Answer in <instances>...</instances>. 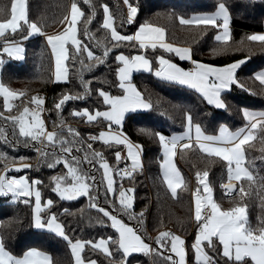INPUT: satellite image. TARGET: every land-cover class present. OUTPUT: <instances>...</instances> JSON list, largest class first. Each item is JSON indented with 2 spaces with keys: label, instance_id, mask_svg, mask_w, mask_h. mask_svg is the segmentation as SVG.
Here are the masks:
<instances>
[{
  "label": "snow or ice",
  "instance_id": "1",
  "mask_svg": "<svg viewBox=\"0 0 264 264\" xmlns=\"http://www.w3.org/2000/svg\"><path fill=\"white\" fill-rule=\"evenodd\" d=\"M84 2L89 3V0H84ZM123 4L127 6V15L126 18L121 16V23H134L139 5L130 2V0H123ZM89 6L92 11L83 21V36L88 40H95L94 35H89L88 25L95 17L96 11L95 6L91 4ZM101 6L103 8L101 28L110 33L111 39V46L105 43L107 37L105 40H96V47L103 50L102 56L97 55L88 43L78 37L77 23L81 17L85 16L78 0H72L69 14L61 20L64 28L53 35L43 32L36 22L28 18L25 0H11L10 18L0 20V38L4 41L2 52L10 58L24 59L25 49L22 44L7 39L8 34L18 35L20 40H26L33 34L45 37L55 59L54 78L57 82L68 81V68L65 61L70 58L69 46L74 50L71 59L74 62L78 59L82 66L77 70V75L83 92L74 95L62 94V97L54 105L57 117H60V110L67 101L82 100L91 93L90 81L84 79L83 71H91L95 64H104L113 49L119 48L121 45L132 48L138 46L140 50L152 49L153 52L159 48L166 53H174L180 60L191 61L193 67L186 70L170 58H165L163 54L156 55L154 63L153 59L143 52L126 55L121 51L114 56L117 67L115 68L116 83L113 86L117 89L118 94H112L103 88H96L98 96L103 98L102 104L106 106L105 110H96L93 113L88 108H83L79 111L73 110L71 113L73 116L86 117L88 123L98 120L106 122L107 130H100L98 135L89 134L87 143L81 133L72 127L66 129V136L65 129L62 127L64 124L62 119L59 125H55L54 122L53 129L49 131L40 116V113L45 110L43 108L45 99L42 96L33 95L30 98L33 108L24 106L19 115L5 116L0 112V118H3L5 122H11L13 137L16 136V129H18L19 138L15 143L8 140L4 135L3 128H0V136H3L4 142L10 146L15 147L16 144H23L24 147L33 149L38 154L41 163H46L48 169H55L62 164L66 171L50 177V181L54 185L51 191L56 193L61 201H74L81 197H87L89 208L96 209L98 213H102L103 217L107 218V221L111 222L110 227L118 233V239L112 235L107 238L101 237L95 241L70 237L57 211L53 210L54 200L49 198L42 202V192L38 187L43 183L42 180L31 179L25 175L10 176L7 174L10 170L20 172L22 169L30 168L31 165L21 163L19 166H15L14 158L8 157L2 151H0V161H4V168L3 172H0V197L10 196L13 204L18 202L20 197H24L22 203L32 206L29 226L37 230L41 236L54 234L67 242L75 264H97V259L85 260L82 257L81 254L86 245L93 250L101 251L106 257H112L115 264H124V259L131 253L162 256L163 253L158 252L157 248L167 249L175 255V258L173 255L164 256L163 264H264V218H258V224L254 227L248 219L246 211L248 205L245 199L252 195L253 185L259 184V188L264 190V176L259 175V172L254 173L250 167L245 166L244 147L254 139L257 130L261 133V139L264 141V111H253L244 107L240 109L246 122L242 127L231 130L225 124H220L215 134L209 133L201 123H194L193 116L188 110H185L184 113L185 125L182 133L166 136L158 131L150 133V130L141 129V131L148 132L158 138L164 156L160 165L163 180L173 197H176L177 189L183 183V178L172 161L178 146L183 151L193 146L194 142V146L201 152L210 157H219L226 162L228 182L222 184L221 187L228 195L235 191L239 198L238 202L227 209L222 208L213 199L212 189L206 182L208 172L196 173L199 184L203 185L205 195L202 199L201 196L193 193L196 231L189 251L194 253V259L186 260L187 245L181 235L171 231H160L154 241L146 242L138 227L126 224L118 214H114L117 211L116 202H118L120 212L129 218H136L133 213L135 188L125 189L123 183L115 186L114 180V176H119L121 181L125 178L133 180V173L141 166L142 146L133 143L124 135L123 123L126 118H132L134 115H139L141 111L153 107L151 99H146L133 83V73H152L161 81L187 86L195 90L207 105L226 111L228 106L225 97L233 86L246 92L251 91L238 78V71L242 70V66L246 64L249 57L245 56L221 66L202 63L193 59L190 48L176 47L171 43H166L164 29L150 23L140 24L134 34H121L114 26L115 18L110 12L109 6L107 4ZM3 11L4 9H0V12ZM231 19L228 0H218L214 11L193 15L187 19L180 17L179 22L181 25L205 26V28L210 26L214 29H222L215 35L218 46L212 49L214 54L227 53L230 49L250 52L245 40L259 42L260 46L264 48V33L250 34L239 42L229 44L232 39ZM85 54L87 60L95 61V64H85ZM2 64L3 61L0 60V65ZM251 78L264 86V69L254 72ZM251 94L256 95L255 92H251ZM0 96L3 97L4 108L10 111L13 108L10 101L25 96V93L10 90L0 82ZM113 125L116 126L115 130ZM96 142H102L108 147H112L113 144L123 145L127 150L126 156L122 157L121 150H115L114 167L101 151L94 149L93 145ZM19 159L24 161L27 158L20 156ZM122 159L130 160L131 166L125 164L124 168L120 169L119 165ZM84 165L88 167L85 168ZM249 165H251V161H249ZM100 170L103 174L102 179L98 181L95 173ZM243 181L248 182L247 188ZM101 192H103L105 200H108L109 196L113 198L109 200L111 211L99 205ZM197 192H199V188H197ZM261 199L264 200V195L261 196ZM63 214L74 215L67 208L63 209ZM143 215L144 213L141 212L139 217H143ZM138 222L142 223V220ZM98 223L104 224L105 221L100 220ZM110 244L115 246L111 251ZM153 244L156 247H153ZM117 256L122 259L117 260ZM0 264H58V262L38 247H28L22 252V255H14L7 249L3 236H0Z\"/></svg>",
  "mask_w": 264,
  "mask_h": 264
},
{
  "label": "trees",
  "instance_id": "2",
  "mask_svg": "<svg viewBox=\"0 0 264 264\" xmlns=\"http://www.w3.org/2000/svg\"><path fill=\"white\" fill-rule=\"evenodd\" d=\"M130 2L139 5V11L134 23H121V16L126 18L127 6L123 0H78L81 10L85 16L81 17L77 24L78 37L89 44V47L97 54L102 56V49L96 47V40H105L111 46L110 33L101 28L103 21L102 4L109 6L110 12L114 16V26L121 34H132L140 24L150 23L156 27H161L165 31V40L168 43L189 47L193 53V59L206 64L221 66L231 63L248 56L246 64L242 70L238 71V78L251 91L246 92L233 86L230 93L225 97L227 110H218L215 107L207 105L201 96L194 91L172 84L160 81L152 73H137L133 75V83L138 90L142 92L146 99H151L153 107L148 111L134 115L132 118H126L122 131L133 143L142 146L141 159L142 169L133 173L134 179L125 178L120 180L119 176H114L115 186L123 183L124 188L134 187L133 213L136 218H129L123 212L119 211L118 202H116L118 214L126 224L138 227L140 234L146 242L154 241V238L160 231H171L179 234L186 241V260L193 259V253L189 251L190 245L194 240L196 224L193 218L192 195L201 193V186L196 178V173L203 174L208 172L206 182L212 189L213 199L227 209L238 202L235 194L224 195L221 185L227 183V165L219 157H210L202 153L199 148L190 146L188 149H177L175 162L183 178V183L177 189L176 197L171 195L167 188L161 173L162 150L158 138L141 129L150 130V133L161 132L166 136L178 134L184 131L185 110L191 112L193 122H199L207 128L211 134H215L220 124H225L231 130L242 127L244 121L240 109L247 107L252 110L264 111V86L258 81L252 79V74L258 70L264 69V48L259 42H248L245 44L249 51L229 50L227 53L214 54L212 49L218 46L214 37L219 29L205 26L181 25L180 17L188 18L195 13H207L215 10L218 0H130ZM28 18L36 22L42 28V31L48 35L56 34L64 28L61 23L63 17L68 14L72 0H25ZM232 19L231 37L229 44L241 41L242 38L254 33H264V0H228ZM95 6L96 15L88 25L89 35H94L95 40H88L83 36V21L87 15L91 14L92 9L89 5ZM11 0H0V20L10 18ZM23 23V22H21ZM26 34V32H25ZM43 35L33 34L26 40H20L16 34H8L7 39L14 40L22 44L25 49L24 59L16 61L5 55L1 49L4 41L0 38V82L10 90L24 92L25 96L12 100L13 108L9 111L3 106V97L0 96V112L7 115H19L24 106L33 108L30 98L33 95L42 96L45 99L40 113L41 119L45 121L47 130L51 131L55 125L64 121L62 127L66 129L72 127L79 131L86 143L89 134L98 135L100 130H106V122L100 120L88 123L86 117H77L71 115L73 110L88 108L90 112L96 110H105L106 106L102 104V97L98 96L96 88H103L112 94H118L113 86L116 83L115 68L117 64L114 61L115 54L123 51L126 55L138 54L143 52L149 55L155 63V56L163 54L165 58H170L174 63L185 69L190 68V62L180 61L170 53L157 49L140 50L136 48L125 47L113 49L109 58L104 64H95V61H88L86 54L84 56L85 64H95L91 71H83L86 81H90L91 93L82 100L67 101L60 110V117H57V110L54 105L62 97V94H79L83 92L80 85L77 70L82 66L77 59L75 62L71 59L74 50L69 46L70 58L66 60L69 79L63 83L52 81V62L48 46L45 43ZM127 43V42H125ZM158 66V65H157ZM107 81V83H104ZM255 92L256 95H252ZM0 128L4 129V135L8 140L15 143L19 138L18 129L16 136L13 137V126L11 122H5L0 118ZM113 129L116 126L113 125ZM86 146V144H85ZM94 149L101 151L105 158L115 167L114 151L122 148L119 146L108 147L100 142L93 145ZM245 166L250 167L254 173L264 176V141L261 139V133L257 130L256 135L248 145H245ZM0 151L5 152L8 157L14 158L15 166L21 163L31 165L30 168L22 169L20 172L10 170L7 174L16 176L24 174L31 179H40L42 184L38 185L42 192V202L51 198L54 200L53 210L57 211L60 220L64 223L67 234L73 239L98 240L107 238L109 235L118 239L117 233L110 227V221L98 213L96 209L88 206V198L81 197L74 201H61L56 193L51 191L54 185L50 181L52 175L61 174L63 165H58L55 169H48L46 163H41L38 154L31 148L24 147L23 144H16L15 147L4 142L3 136H0ZM51 151V149H49ZM83 155V153H80ZM24 156L27 159L20 161L19 157ZM251 161V165H249ZM127 162H120V169L124 168ZM11 167V166H10ZM87 168V165H84ZM98 168V164L96 165ZM4 161H0V172H3ZM97 180L102 179V170L95 173ZM247 188L248 182L243 181ZM199 188V192H197ZM118 196V192L116 194ZM264 190L259 188V184L253 185L252 195L246 197L247 215L250 223L255 227L258 224V218H264V200L261 196ZM20 197L15 204L11 203L9 197H0V236H3L6 247L14 255H22V252L28 247H38L40 250L51 255L58 264H73V258L67 242L54 234H38V231L31 228L32 206L22 203ZM109 196L105 200L103 192L100 194L99 205L112 210ZM69 209L74 215L63 214V209ZM143 212V217L139 214ZM105 221L104 224L98 221ZM142 220V223L138 221ZM110 251L115 248L109 245ZM153 247H156L153 244ZM157 251L163 253L162 256L156 254H138L131 255L124 259V264H163V257L175 255L167 249L157 248ZM211 254V253H210ZM114 252V256H115ZM82 257L87 259H97V264H115L112 257H106L98 250L85 246ZM117 260L122 257L117 256Z\"/></svg>",
  "mask_w": 264,
  "mask_h": 264
},
{
  "label": "crops",
  "instance_id": "3",
  "mask_svg": "<svg viewBox=\"0 0 264 264\" xmlns=\"http://www.w3.org/2000/svg\"><path fill=\"white\" fill-rule=\"evenodd\" d=\"M69 10H70V7H69ZM69 10H68V14H69ZM67 14V15H68ZM198 14H203V13H195V14H193V15H198ZM193 15H191L190 17H188V18H191ZM79 22V21H78ZM78 24V23H77ZM138 29V28H137ZM136 29V30H137ZM135 30V31H136ZM230 30H231V26H230ZM135 31L132 33V34H134L135 33ZM219 31H222V29H219ZM218 31V32H219ZM217 32V33H218ZM214 39H215V37H214ZM44 40H45V38H44ZM165 42L166 43H168L166 40H165ZM217 42V41H216ZM45 43H46V45H47V42H46V40H45ZM20 44V43H19ZM174 46H176V47H184V46H179V45H175V44H173ZM48 46V45H47ZM48 48H49V51H50V55H51V62H52V81L53 82H55V83H63V82H65V81H60V82H57V81H55V78H54V73H55V59H54V57H53V55H52V52H51V48H50V46H48ZM189 48V47H188ZM2 51V50H1ZM170 54H172L173 56H175V57H177L174 53H170ZM178 59H179V57H177ZM180 60V59H179ZM180 61H185V62H190V68H188V69H191L192 67H193V65H192V63H191V61H189V60H180ZM65 63H66V61H65ZM66 65V64H65ZM187 70V69H186ZM140 73H145V72H140ZM134 74H137V73H133V75ZM154 76V75H153ZM155 77V76H154ZM156 78V77H155ZM158 79V78H157ZM159 80V79H158ZM161 81V80H160ZM165 82V81H164ZM170 83V82H169ZM172 84H175V83H172ZM176 85H178V86H181V87H184V88H187V89H190V88H188L187 86H183V85H179V84H176ZM190 90H192V91H194L195 92V90H193V89H190ZM196 93V92H195ZM198 94V93H197ZM199 95V94H198ZM200 96V95H199ZM206 102V101H205ZM212 107H214V106H212ZM250 110H252V109H250ZM145 111H148V110H143V111H141V112H145ZM253 111H262V110H253ZM242 114V113H241ZM243 117V116H242ZM107 130V129H106ZM115 130V129H114ZM182 133V132H181ZM179 134V133H178ZM252 141V140H251ZM186 142V141H185ZM250 142V141H249ZM100 143H102V142H100ZM194 143V142H193ZM113 146H118V145H115V144H113ZM119 147H121L122 149H121V153H122V157H125L126 156V149L124 148V146L123 145H119ZM180 147L178 146L177 148H176V150H175V152L177 151V149H179ZM203 153V152H202ZM204 154H206V153H204ZM207 155V154H206ZM174 159H175V155H174ZM123 161L125 160L126 162H127V165H129V167L131 166V161L130 160H127V159H122ZM174 162H175V160H174ZM162 163V162H161ZM140 167L136 170V171H139V170H141L142 169V159H141V153H140ZM178 168V167H177ZM179 170V169H178ZM180 172V171H179ZM161 173H162V171H161ZM181 174V173H180ZM162 177H163V175H162ZM228 182V181H227ZM234 183H236V182H234ZM166 184V183H165ZM221 189H222V191L224 190L222 187H221ZM223 194L224 195H227V196H229L228 194H226L225 193V190L223 191ZM233 194V193H232ZM33 200H34V198H33ZM46 201V200H45ZM193 215H194V211H193ZM193 218H194V216H193ZM70 248V247H69ZM99 251V250H98ZM70 252H71V250H70ZM101 252V251H100ZM102 253V252H101ZM72 255V254H71ZM82 255V254H81ZM72 258H73V256H72ZM73 264H75V262H74V258H73Z\"/></svg>",
  "mask_w": 264,
  "mask_h": 264
},
{
  "label": "rangeland",
  "instance_id": "4",
  "mask_svg": "<svg viewBox=\"0 0 264 264\" xmlns=\"http://www.w3.org/2000/svg\"><path fill=\"white\" fill-rule=\"evenodd\" d=\"M4 47V46H3ZM2 47V48H3ZM2 50V49H1ZM5 55H7L6 53H4ZM10 58V57H9ZM10 59H12V60H16V61H21V60H17V59H13V58H10ZM12 102V100L10 101V103ZM161 150H162V148H161ZM162 152V162H163V159H164V156H163V150L161 151ZM174 156L172 157V161H173V163L175 164V166H176V168H177V165H176V162H174ZM99 166V165H98ZM178 169V168H177ZM19 175H24V174H18V175H16V176H19ZM10 176H13V175H10ZM166 186H167V184H166ZM200 186H201V193H196L197 195H199V196H201V198L203 199V197H204V195H205V193H204V189H203V185H201L200 184ZM168 188V187H167ZM223 192V191H222ZM22 198H24V197H22ZM192 209H193V211H194V197H193V195H192ZM194 216V215H193ZM114 230V229H113ZM115 231V230H114ZM117 236H118V233H117ZM138 255V254H144V253H131L129 256H131V255ZM128 256V257H129ZM193 259H194V253H193Z\"/></svg>",
  "mask_w": 264,
  "mask_h": 264
},
{
  "label": "built area",
  "instance_id": "5",
  "mask_svg": "<svg viewBox=\"0 0 264 264\" xmlns=\"http://www.w3.org/2000/svg\"><path fill=\"white\" fill-rule=\"evenodd\" d=\"M224 191V190H223ZM195 231H196V229H195Z\"/></svg>",
  "mask_w": 264,
  "mask_h": 264
}]
</instances>
